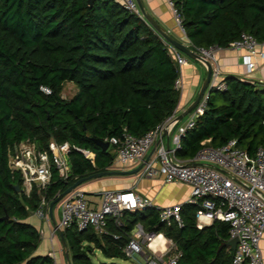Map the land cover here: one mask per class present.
Returning <instances> with one entry per match:
<instances>
[{"label":"trees","instance_id":"obj_1","mask_svg":"<svg viewBox=\"0 0 264 264\" xmlns=\"http://www.w3.org/2000/svg\"><path fill=\"white\" fill-rule=\"evenodd\" d=\"M174 4L192 46H227L241 31L264 38V0ZM178 75L159 33L117 0H0V264L52 263L50 254L35 253L40 231L25 218L42 195L49 203L79 177L113 169L114 147L104 149L94 138L105 140L124 129L141 135L165 119L179 98ZM67 81L76 90L63 97ZM223 81L224 88H210L203 112L180 136L179 157H193L205 144L218 146L234 137L250 154L264 146V86L232 73ZM25 140L37 149L48 148L50 140L67 141L69 177L62 178L52 166L45 188L33 183L25 192L22 172L9 158ZM197 207L182 202L181 225L173 218L160 220L159 208L149 205L124 211L120 225L109 218L108 233L67 226L63 235L70 264H95L94 248L126 257L123 246L138 222L174 240L181 251L176 264H230L228 222L216 218L198 227Z\"/></svg>","mask_w":264,"mask_h":264},{"label":"built area","instance_id":"obj_2","mask_svg":"<svg viewBox=\"0 0 264 264\" xmlns=\"http://www.w3.org/2000/svg\"><path fill=\"white\" fill-rule=\"evenodd\" d=\"M166 2L175 22L184 33L181 15L174 0ZM121 3L128 11L143 17L136 0H121ZM162 39L179 67V75L174 81V86L181 91L183 86L181 67L188 61L189 56L163 37ZM186 45L198 53V60L203 65L206 66V61L211 64L210 80L202 96L182 123H179L174 110L141 135L124 129L120 135L108 137L106 140L115 151L113 165L117 164L120 167L137 165L145 159L154 144V150L144 160L138 170L139 174L141 176L161 174L165 181L189 184L191 193L186 201L198 203L195 211L196 225L202 227L218 218L228 222L229 238L237 237L230 264H261L260 239L264 235V146H258L254 153L250 154L234 137L218 146L205 144L193 157L181 158L176 154V149L180 147V136L193 125L195 117L203 112L210 88L225 87L215 53L219 46L216 44L192 46L188 38ZM227 46L244 50L241 58L248 71L255 68L257 58L264 59V38L258 39L251 32L241 31ZM40 88L45 92L50 91L45 85H41ZM164 136L167 137L166 144ZM69 149L70 144L67 141L50 140L46 149H37L34 143L28 140L18 143L15 153L10 154L9 158L10 165L22 172L25 192L30 191L33 183L39 188H45L51 177L52 166L62 178L69 177L71 173ZM80 150L87 157H92L89 150ZM181 204L159 206L160 220L169 222L173 218L181 225L179 213ZM48 205L42 195L33 211L34 214L48 220ZM149 205H153L149 197L133 190L104 189L98 206H91L84 189L74 187L64 194L59 202L58 226L65 228L74 225L77 229L92 226L99 234L108 233L109 218L120 225L124 211L142 209ZM112 235L117 237L116 233ZM160 236V241L152 245L154 239ZM52 252L50 251V254ZM123 252L125 256L139 253L144 259L143 264H176L181 254L171 237L162 232L146 231L139 222L132 229L128 241L123 246ZM51 264H57L54 258Z\"/></svg>","mask_w":264,"mask_h":264},{"label":"crops","instance_id":"obj_3","mask_svg":"<svg viewBox=\"0 0 264 264\" xmlns=\"http://www.w3.org/2000/svg\"><path fill=\"white\" fill-rule=\"evenodd\" d=\"M121 2V0H117ZM146 11H148L159 25L169 33L173 38L187 43V37L175 22L172 12L167 5L166 0H142ZM243 49H237L230 46H219L215 49L218 63L221 69V76L226 73H232L245 77L257 82L259 86H264V59L257 58L256 66L253 70L248 71L242 63ZM206 74V66L203 65L198 58H188V61L181 67V78L183 81L182 90L179 91V98L175 106V115H180L187 106L195 98L201 83ZM187 114H184L179 119L182 123ZM170 139V138H169ZM164 142L167 143V137L164 136ZM171 144V141L169 140ZM154 148V144L150 150ZM154 150V149H153ZM135 164L120 167L113 166V169L132 168ZM87 185L80 186L86 192V197L91 206H98L100 195L104 189H122L133 190L142 195L149 197L153 205L159 207L168 204L182 203L190 197L191 187L189 184L180 181H165L161 174L152 176H141L139 172L125 174H106L97 178H91L86 181ZM53 217L49 215V219L39 218L30 212L25 218L27 221L35 225L40 231V241L35 249V253H48L56 261L57 264H70V255L67 245H63L61 237L57 229L60 210L59 203L52 208ZM49 214V213H48ZM62 230L64 228H61ZM64 236V235H63ZM161 239H154L152 245L157 244ZM260 248L262 253V263L264 264V235L260 239ZM95 249V248H94ZM68 251V256L65 251ZM24 264V262L16 263Z\"/></svg>","mask_w":264,"mask_h":264},{"label":"water","instance_id":"obj_4","mask_svg":"<svg viewBox=\"0 0 264 264\" xmlns=\"http://www.w3.org/2000/svg\"><path fill=\"white\" fill-rule=\"evenodd\" d=\"M139 8L142 12V15L144 17V19L159 33V35L161 37H163L164 39H166L167 41H169L170 43H172L173 45H175L177 48H179L182 52H184L186 55H188L191 58H199L198 53H196L193 49H191L189 46H187L185 43L178 41L177 39L173 38L171 35H169V33H167V31H165L164 29H162V27L159 25V23L154 19V17L145 10L144 5H143V1L142 0H136ZM88 4H90L92 2V0H87ZM210 75H211V64L206 61V74L205 77L201 83V86L195 96V98L193 99V101H191V103L187 106V108L180 114L177 116V118H180L181 116H183L184 114L188 113L194 106L195 104L198 102V100L200 99V97L202 96L204 90L206 89L209 80H210ZM94 140L102 147V148H107L109 146V142L108 140H103V139H99V138H94ZM154 148H152L148 154L146 155L145 159L146 160L149 155L151 154V152L153 151ZM144 160L140 161L136 166L132 167V168H120V169H106V170H100V171H96L93 173H90L88 175L79 177L78 179H76L73 183H71L70 185H68L63 191L59 192L57 194V196L49 202L48 205V213L50 215V217H53V212H52V208H53V204L55 202H57L58 200H60L62 198V196L64 194H66L67 192H69L71 189H73L74 187H76L79 183H81L84 180L90 179L92 177H99L102 175H106V174H125V173H136L142 166ZM16 188L19 189V187L16 185ZM6 216V214H5ZM60 237H61V242L62 244L65 246L66 245V241L65 238L63 236V230L57 225L56 226ZM236 242H237V237L233 236L230 237L227 241L226 244L230 245L232 247V249L234 250L235 246H236ZM66 255L68 256V251H65Z\"/></svg>","mask_w":264,"mask_h":264},{"label":"rangeland","instance_id":"obj_5","mask_svg":"<svg viewBox=\"0 0 264 264\" xmlns=\"http://www.w3.org/2000/svg\"><path fill=\"white\" fill-rule=\"evenodd\" d=\"M76 90V86L73 82L67 81L64 83L63 90L61 92V95L63 97H70ZM117 164L112 165L116 166ZM129 166V165H126ZM97 178V177H92ZM91 179V178H90ZM86 181H89V179L82 181L79 183L76 187H80L83 185H87ZM90 258L95 264H103L110 262H115L117 264H143V257L139 253H134L132 256H126V257H119V256H106L102 253V251L99 248H95L92 253H90Z\"/></svg>","mask_w":264,"mask_h":264}]
</instances>
